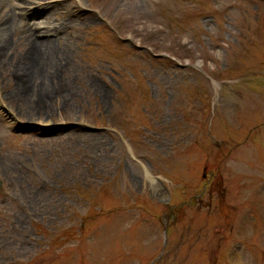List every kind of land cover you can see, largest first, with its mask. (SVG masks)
I'll list each match as a JSON object with an SVG mask.
<instances>
[{"label":"rangeland","instance_id":"rangeland-1","mask_svg":"<svg viewBox=\"0 0 264 264\" xmlns=\"http://www.w3.org/2000/svg\"><path fill=\"white\" fill-rule=\"evenodd\" d=\"M4 38L0 264H264V0H0Z\"/></svg>","mask_w":264,"mask_h":264},{"label":"bare ground","instance_id":"bare-ground-1","mask_svg":"<svg viewBox=\"0 0 264 264\" xmlns=\"http://www.w3.org/2000/svg\"><path fill=\"white\" fill-rule=\"evenodd\" d=\"M29 1L32 2V0H29ZM38 3L40 5H42V7L47 5V3L41 4L42 3L41 1H38ZM39 11H41V10H39ZM33 14L36 15L35 12ZM41 19L45 24H48L50 22L49 16H47L46 13L43 14V16H41ZM67 23H68V21L67 22L62 21L60 26L54 27L52 29L54 34H57L59 32V30L65 28L67 26ZM49 27H50L49 25H46L47 29H49ZM36 35L40 36L38 33ZM37 38L38 37H36V40H37ZM51 42H52V39L47 37V38H42L40 41H38V43H36V42L32 43L31 46L29 47V50L27 51V54H26L27 59L24 61L23 64L19 65L20 72H23L25 74L26 78L29 79V82H32L33 86H35L36 79H37V77L35 75L36 73H34L33 68L35 66H39V68L43 67V60H44L45 55L43 54V51L41 49L43 47L45 49L47 47H49ZM6 43H7V41L4 38V43L2 44V47H0V50H2L3 48L6 47ZM49 59L51 60L53 58L49 57ZM42 85H43V83H42ZM41 90H42V88H41ZM39 94H41V93H39ZM41 100H45L43 95L41 97Z\"/></svg>","mask_w":264,"mask_h":264}]
</instances>
